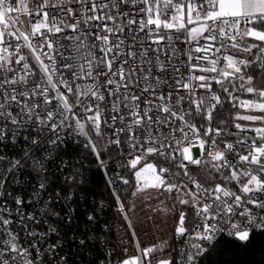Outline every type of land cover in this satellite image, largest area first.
<instances>
[{"label": "snow or ice", "instance_id": "snow-or-ice-1", "mask_svg": "<svg viewBox=\"0 0 264 264\" xmlns=\"http://www.w3.org/2000/svg\"><path fill=\"white\" fill-rule=\"evenodd\" d=\"M0 264H264V0H0Z\"/></svg>", "mask_w": 264, "mask_h": 264}, {"label": "rangeland", "instance_id": "rangeland-1", "mask_svg": "<svg viewBox=\"0 0 264 264\" xmlns=\"http://www.w3.org/2000/svg\"><path fill=\"white\" fill-rule=\"evenodd\" d=\"M137 227L139 230L140 238L145 243L153 239L154 236L160 234L150 221L143 220L142 215H141V222L137 224Z\"/></svg>", "mask_w": 264, "mask_h": 264}, {"label": "trees", "instance_id": "trees-1", "mask_svg": "<svg viewBox=\"0 0 264 264\" xmlns=\"http://www.w3.org/2000/svg\"><path fill=\"white\" fill-rule=\"evenodd\" d=\"M225 115H227V113H225ZM116 223H119V221L117 220ZM114 231H115V229H114Z\"/></svg>", "mask_w": 264, "mask_h": 264}]
</instances>
